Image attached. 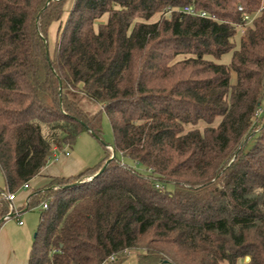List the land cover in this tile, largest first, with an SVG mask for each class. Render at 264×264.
Segmentation results:
<instances>
[{"label": "trees", "instance_id": "obj_1", "mask_svg": "<svg viewBox=\"0 0 264 264\" xmlns=\"http://www.w3.org/2000/svg\"><path fill=\"white\" fill-rule=\"evenodd\" d=\"M68 1L0 0V227L87 131L106 156L29 198L28 264H264V0Z\"/></svg>", "mask_w": 264, "mask_h": 264}, {"label": "rangeland", "instance_id": "obj_2", "mask_svg": "<svg viewBox=\"0 0 264 264\" xmlns=\"http://www.w3.org/2000/svg\"><path fill=\"white\" fill-rule=\"evenodd\" d=\"M72 1L73 0H69L66 4L65 13L62 18V22H65L68 17L69 10L72 5ZM107 19L108 16L105 15L102 18V21L106 22ZM59 26H60L59 23H55L53 24L50 30L49 49L51 54L56 50V48L58 47V43L60 41V36L58 31ZM238 45H239V38H237V47ZM232 54L233 53L230 52L224 55L220 60H218V62L226 65L230 64L232 61ZM103 141L105 144L110 145V148H113L114 135L110 121L106 114H104L103 116ZM252 143L253 142L251 141L249 145H252ZM67 150H69L70 153L77 152L80 155V157L86 163H88V165H90V167L97 165L106 156V152L102 142L87 131L82 133L78 137L75 145ZM129 165L132 167L134 166L133 162H130ZM139 168H141V166ZM37 182H39V180H36L34 183L36 184ZM0 190H6L5 179L1 170H0ZM23 191L24 190L18 191L17 195L19 196L23 195L24 193ZM27 208L28 207L25 206L24 210L22 211L23 213L21 214V219L26 223V226L30 228L29 230L30 232L26 235V237L20 236V231L17 227L18 226L17 218L13 217L9 219V221H7L9 240L6 239L0 242V257H2V259L5 261H8L11 255H15L14 259L17 262V264H26L29 260L32 244L34 242V237L36 235L37 228L39 225L42 206L41 204H38L35 205L34 208L25 211V209ZM250 261L251 259H249L248 263H250ZM238 264H246V263L244 260H241L239 261Z\"/></svg>", "mask_w": 264, "mask_h": 264}, {"label": "crops", "instance_id": "obj_3", "mask_svg": "<svg viewBox=\"0 0 264 264\" xmlns=\"http://www.w3.org/2000/svg\"><path fill=\"white\" fill-rule=\"evenodd\" d=\"M67 151L69 152V150ZM89 168H91L90 165H88V163H86L77 152H69V155L62 154L58 162L48 164L41 175L30 182L29 190H24V193L21 196L17 195L14 202L15 207L18 208V210H20L22 214L27 201L35 191L46 188L55 178H68L76 176ZM36 180H39V182L35 184L34 182ZM30 209L31 207H28L27 209H25V211ZM11 218L13 217L6 219L0 227V242L6 239L9 240L7 221H9V219ZM20 221L23 222L22 225H20ZM17 224V227L20 231V236L26 237V235L30 232V228L26 226V223L21 219V216L19 219L17 218ZM14 257L15 255H11L8 261H5L2 259V257H0V264H17ZM26 264H28V262ZM124 264H137L136 258L133 256Z\"/></svg>", "mask_w": 264, "mask_h": 264}, {"label": "built area", "instance_id": "obj_4", "mask_svg": "<svg viewBox=\"0 0 264 264\" xmlns=\"http://www.w3.org/2000/svg\"><path fill=\"white\" fill-rule=\"evenodd\" d=\"M239 9H240V11L243 10L242 8H239ZM182 12H184L186 14H189V15H193V16H200V17H204V18H211L205 12H201V13L197 12L193 6H186V7H184L183 10H182ZM243 20H244V24L237 25L238 29L241 32H244L245 27L247 25H249V24L252 23V21L254 20V17L245 16ZM263 114H264V109H260L255 114V117L256 118H259ZM110 150H111L112 155H113L114 148H110ZM62 154L69 155V152L67 150L60 151L57 148H54L52 158L49 160V163L48 164L58 162L59 159H60V156ZM121 164L122 165H126V162H125V160L123 158H121ZM133 164H134V166L133 167L131 166V167L133 169H135L136 171L141 172V173H144L145 175L151 173V170L144 169L138 162H134ZM140 166H141V168H139ZM158 187L161 188L162 186L158 184ZM29 189H30V183L24 184L23 187L21 188V190H29ZM17 194H18V192H15V193H3L2 194V197L5 200H7L9 202V204H10V212H9L8 217H6V219H8L10 217H16V218L19 219L20 216H21V211L18 210V208H16L15 205H14V202L16 200ZM26 206L29 207L28 201L26 203ZM41 206H42V209H44V210L48 208V204L47 203H43ZM22 224H23V222L20 221V225H22ZM249 259H250L249 257H247V258L244 259V261H245L246 264H248ZM111 260H114V257H112Z\"/></svg>", "mask_w": 264, "mask_h": 264}, {"label": "water", "instance_id": "obj_5", "mask_svg": "<svg viewBox=\"0 0 264 264\" xmlns=\"http://www.w3.org/2000/svg\"><path fill=\"white\" fill-rule=\"evenodd\" d=\"M50 1H52V0H49V2ZM116 158V151L114 150V152H113V155H112V157L109 159V161L106 163V165H105V167L103 168V170L106 168V166L112 161V160H114ZM102 170V171H103ZM6 220V218H3L2 220H1V222H4ZM164 264H167V262H164Z\"/></svg>", "mask_w": 264, "mask_h": 264}]
</instances>
